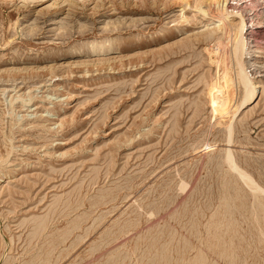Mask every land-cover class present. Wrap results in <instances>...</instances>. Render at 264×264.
Wrapping results in <instances>:
<instances>
[{
	"label": "rangeland",
	"instance_id": "374dc122",
	"mask_svg": "<svg viewBox=\"0 0 264 264\" xmlns=\"http://www.w3.org/2000/svg\"><path fill=\"white\" fill-rule=\"evenodd\" d=\"M64 1L0 0V264H264L225 159L264 187V0H245L261 92L233 120L211 114L195 6Z\"/></svg>",
	"mask_w": 264,
	"mask_h": 264
},
{
	"label": "bare ground",
	"instance_id": "6f19581e",
	"mask_svg": "<svg viewBox=\"0 0 264 264\" xmlns=\"http://www.w3.org/2000/svg\"><path fill=\"white\" fill-rule=\"evenodd\" d=\"M30 1L32 2L33 0ZM182 1H184L182 7L183 10L186 11V9L195 6L196 10L198 9V11L202 12L203 14L202 16H205L213 20L214 23H216L214 27H212L209 31L203 34L205 35L206 38L212 37L216 41L215 44L213 45V48L209 49L211 64L212 65L216 64L217 72H215L216 75L211 78V82L208 84V90H207L208 103L210 104V108L212 112L211 114L214 115L213 117L219 119L230 117V120H233L234 118L233 119L231 118L235 116L232 115L234 114L236 115V112L240 109V107L245 106V104L251 101L253 102L254 99H257L261 92V91L259 92V88L261 87V85L258 84L260 80L258 81L257 77L254 76L253 74H252L253 76L249 74L250 68L252 67L254 68V66L258 65L257 58L259 57V53H260L259 51L260 47L257 45L256 38L254 37L255 35L253 34V25L255 24L256 21L253 22L252 19L253 17L250 15L251 10H249L248 6L245 5V0H193L195 2L194 5L192 4V0H182ZM204 2H208L209 5L208 9L203 8L202 4ZM109 48L111 47H108V49ZM237 87H240L242 91L241 101L239 102V105H236V107L232 109L233 108L232 102L236 98L235 96H236ZM227 127L230 134L228 142L232 143L233 139L231 140V136L233 135L232 131L234 129L233 123L232 122H230V124L228 123ZM231 151L232 149L227 151V154H225L226 156L225 159L229 163L230 169L231 170L233 169L236 173L238 172L239 177H241L243 179L242 181H244L247 184V186L250 187V189L253 191V194L255 195L256 201L258 200L259 204H261V207H263L264 210V187L261 186L253 178L252 175L240 169ZM224 206H225V202H224ZM250 211L252 212V210ZM255 217L256 216H254V218ZM259 230H261L260 227ZM261 235L263 236V234Z\"/></svg>",
	"mask_w": 264,
	"mask_h": 264
}]
</instances>
